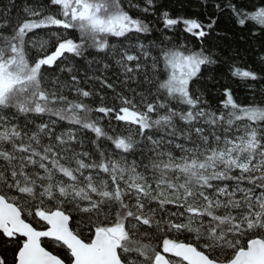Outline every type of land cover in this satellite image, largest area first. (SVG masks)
Here are the masks:
<instances>
[{
  "label": "snow or ice",
  "instance_id": "6c2138e0",
  "mask_svg": "<svg viewBox=\"0 0 264 264\" xmlns=\"http://www.w3.org/2000/svg\"><path fill=\"white\" fill-rule=\"evenodd\" d=\"M49 5L54 14L42 11ZM213 7L229 11L239 27L251 24L264 33V6L248 12L227 0ZM24 11L29 18L23 22L0 21V238L12 252V264H264V101L241 105L225 88L224 110H210L191 87L202 66L216 63L210 50L164 51L167 76L154 84L147 61L151 58V71L159 61L143 43L136 51H117L110 44L109 37L150 32L121 0H38ZM217 22L164 13L165 27L183 23L198 38L214 31ZM46 28L75 30L80 38L53 32L40 39V54L30 56L29 34ZM66 53L82 58L92 74L81 77L76 64L64 63ZM114 66L122 74L119 92L108 78ZM45 68L53 69L47 79ZM232 75L262 79L247 69L234 68ZM93 81L112 90L113 106ZM144 85L150 86L147 93L137 91ZM93 96L102 106L89 105ZM93 112L136 125L148 143L131 134L108 136ZM45 115L112 141L124 159L100 151L99 162L92 161L88 151H77L83 142L74 129L58 135L55 120L16 122ZM137 149L141 159L129 161ZM72 212L79 214L75 221ZM184 233L194 234L193 242L181 239ZM45 239L64 248L65 258L47 250ZM0 264H9L6 252L0 253Z\"/></svg>",
  "mask_w": 264,
  "mask_h": 264
},
{
  "label": "rangeland",
  "instance_id": "374dc122",
  "mask_svg": "<svg viewBox=\"0 0 264 264\" xmlns=\"http://www.w3.org/2000/svg\"><path fill=\"white\" fill-rule=\"evenodd\" d=\"M129 3L131 6V11L135 15H145L146 12L143 11L145 7H147L149 10L148 13H154L157 14V17L159 18L158 22L155 23V28L152 32H149L147 34H137L132 33L130 34V38H117V37H109L110 44L114 45L117 51L122 50H131L136 51L135 45L137 43H143L146 48L149 49L151 52V57H155L158 60L157 55L155 54V48L156 46L160 45L161 47L168 48V49H179L182 51H187L190 48L194 47L195 45L199 44L202 46V48L205 51H211V54L215 55L216 57L222 59V60H229L232 61L235 64H244L246 66H249L248 59L245 56L237 55L236 53L230 52L227 48V46L224 43H220L218 39H216L215 34L211 32L208 36L204 38H198L191 36L187 33L184 29H182V26L180 23H178L175 26H172L171 28H167L164 25V13H168V16L170 18L180 19L182 17L183 19H197L201 20L202 15L199 13L198 6L195 2L189 1V0H173L176 5L183 4L181 6V11L178 9H172L171 7H168L165 3L166 0H153L152 5L147 4V0H125ZM251 5H257L260 1L263 2L264 0H247ZM43 2L46 3V0H43ZM43 2L41 4H43ZM36 4H30L27 2H23L21 7L10 6V7H0V21L7 20L10 24L15 25L17 23L23 22L25 19L29 18L27 17V14L25 13L24 9L29 6H35ZM136 5V6H133ZM179 7V6H178ZM42 11L48 13V14H54L56 9L52 6L45 7ZM199 13V14H198ZM182 15V16H181ZM53 32L62 34L66 38H72L73 33L70 30H64V29H57V28H46V29H38L36 30V33L38 35H33L32 33L29 34L30 37H32L31 43L29 44V48L31 51L29 52L30 56H37L40 53L37 52V47L40 42V39H47ZM35 45V46H34ZM54 50V45L49 47V52ZM87 55V54H86ZM67 60L64 61L67 65L76 64L80 68V76L83 77L85 75V72L87 71V64L83 59H76L73 58L70 54H65ZM93 56H96L97 58H104V56L100 54H93ZM93 56H88V60H92ZM118 58V57H117ZM159 61V60H158ZM142 63L143 60L141 61ZM152 61L151 58L147 61L148 66L150 67ZM88 75H91V71H87ZM98 74V73H97ZM163 76V72L157 71L155 72L156 78H161ZM109 81L113 84L120 86L122 89L124 86L120 83V80L122 79V74L118 70V66H114V69L112 72L108 74ZM199 79L205 80L207 83H213L216 82L218 84H228L229 81L223 77V75L219 74L215 69L210 68L209 66H202L201 73L198 77ZM92 84L95 85V90L100 91L101 95H106L108 97L106 103H108L109 106L112 105V90L109 89H102L100 88L99 84L96 82H92ZM92 84H83L84 87H91ZM133 87H136V85H133ZM150 86L144 85L143 88H138L137 91H143L147 93V90ZM152 93L155 94L153 91V87L151 86ZM261 91H264V86L257 87L253 91L248 92L244 96H240V99L238 102L240 104L243 103H255L258 102V98L261 95ZM128 95H131V93H128ZM70 99H74V96L69 97ZM149 100L154 99L153 96L148 97ZM89 105L93 108L102 106L100 98L98 96H93L89 101H87ZM179 110V105L176 106ZM142 110V106H141ZM211 110V109H210ZM212 111H217L212 109ZM94 118L99 124V126L108 134L112 136H126V135H133L136 140H138L141 144L148 143L143 137H140L137 135V126L136 125H129L121 121H117L114 119L113 115L105 117L102 113H96L93 112ZM156 114H153V117L155 118ZM36 120L37 123H39L41 120L44 122H50V120H54L48 117H24L20 116L16 122H24L25 120ZM56 121V120H55ZM57 134L59 135L61 132L67 131L68 128L74 129L78 140L83 142V148H77V151H88L90 153V159L92 161L99 162V156H97L95 153V150L91 149L88 144H90L91 137L89 133L81 128H78L76 126H70V125H64L56 121V124L54 125ZM148 135H152V132H149ZM100 145L99 150L103 151L106 156L111 157L112 159L116 160H123L124 154L121 151H117L112 149L108 145V143L101 139L98 143ZM87 146V147H86ZM85 147V148H84ZM129 161L136 159L139 161L141 157L139 156V153L136 154L135 157L128 156L127 157ZM93 171V170H89ZM93 174L95 175V172L93 171ZM101 175H103L101 173ZM203 201H198V206L202 205ZM170 210H176L179 211V209H175L174 206L169 205L168 206ZM66 208L70 209L69 205H66ZM74 213V212H72ZM76 213V212H75ZM26 220L33 223L36 227H41L39 224L35 223L30 217L25 216ZM75 221V219H74ZM75 228V222L72 225ZM185 236H190L194 238V234L184 233L181 235V239H184ZM142 240L144 243H152L153 246L156 245V240H149L148 238H143ZM0 244L4 243V239L0 238Z\"/></svg>",
  "mask_w": 264,
  "mask_h": 264
},
{
  "label": "trees",
  "instance_id": "16d2710c",
  "mask_svg": "<svg viewBox=\"0 0 264 264\" xmlns=\"http://www.w3.org/2000/svg\"><path fill=\"white\" fill-rule=\"evenodd\" d=\"M189 1L195 2L197 4L199 13L203 16L201 20H197V19L194 20H197L201 23H207L209 17L218 18L217 26L215 30L212 31L215 34L216 39H218L220 43H224L230 52L236 53L237 55L240 56H245L248 59V64H249V66H246L241 63L235 64L232 61L230 62L229 60H222L212 54L213 58L216 60V63L208 66L210 68L215 69V71H217L219 74L223 75V77L226 78L229 81V83L228 84H218L216 82L207 83L205 80L198 78L193 82L191 86L192 91L196 95L201 96V98L207 102L206 106L211 110L212 109L224 110L222 108V101L225 100V95H224L225 88L231 90L234 100L238 104H240L238 102L240 96L246 95L248 92L253 91L257 87L264 86V62H262V58H264V33H261L258 28L252 29L251 24L245 26L244 28L239 27L232 19L231 13L229 11L225 10L221 13L220 11H218L213 7V5L217 3L223 6L227 2V0H189ZM23 2H27L30 4H37L38 0H0V7L5 8L15 5H17V7H21ZM42 2L43 0H39V3ZM165 3L168 7H171L172 9H176V10L178 9L179 11H181V6H183V4L176 5V3L173 0H166ZM231 3H234L238 9L247 10L248 12H251L254 9H259L260 7L264 6L262 1L257 3V5H251L247 0H231ZM121 4L124 7V9L129 13V15H131L134 19H140L144 23L148 24L150 28V32L154 30L156 26L155 23L158 22L159 20L157 14L146 12L145 15L144 14L135 15L132 13L131 6L127 1L121 0ZM250 29H252V31H250ZM70 31L73 33V37L71 39L79 40L80 38L79 32L75 30H70ZM166 50L169 49L161 47L160 45L156 46L155 48V54L157 55L159 60L158 67L156 68L155 71H151L149 67V71H148V75L153 78L154 84L155 81L157 80L166 79L167 71L165 70L164 61L162 58V53ZM171 50H176V48ZM200 50H204V49L202 48L201 45L197 44L194 47L184 52L185 54H191V53L199 52ZM89 51H92L93 54H100L102 56L105 55L104 53H95V51L91 49ZM76 59H82V58H76ZM234 68H239L242 70L247 69L256 72L259 76L262 77V79L258 81H249V80L237 78L232 75V71ZM160 70L163 72V76L161 78L160 77L156 78L155 72ZM42 71L46 73V79L48 76H51L53 74V69L45 68L42 69ZM154 84L152 87H153V91L155 92L156 89ZM116 85H117L116 91L117 92L121 91V88L118 85V83H116ZM261 101H264V91H261V95L258 98V102L243 103L241 105L260 104ZM179 107L181 108L183 106L179 105ZM91 115L92 118L95 119L93 113ZM44 117L54 119L64 125L76 126L80 128L78 125L69 124L67 121H60L57 117H49L47 115H45ZM85 131H87L91 137L90 144H88L87 146L95 150L96 152L95 154L99 156L100 150L97 147V145L99 141L103 138L97 140L95 133H92L91 131L88 130ZM106 134L108 136H112L108 133ZM113 137H118V136H113ZM104 140L108 143L110 147H112V149L120 151L118 149H115V146L112 143V141L106 139ZM93 141H96V143H93ZM137 153H139V149H137ZM136 154L129 156L135 157ZM72 215L74 219H77L79 217V214L75 212L72 213ZM187 238H188L187 242L189 243L193 242L192 237L187 236ZM14 246L15 245H12V247ZM44 246L46 247L47 250L53 252V254L58 255L61 258H65L66 250L64 248L57 246L52 241L45 239ZM5 252L8 256L9 264H12V252L10 251V249H8V246L5 245V243H2V245L0 244V253H5Z\"/></svg>",
  "mask_w": 264,
  "mask_h": 264
},
{
  "label": "flooded vegetation",
  "instance_id": "af4514ba",
  "mask_svg": "<svg viewBox=\"0 0 264 264\" xmlns=\"http://www.w3.org/2000/svg\"><path fill=\"white\" fill-rule=\"evenodd\" d=\"M193 19V18H192ZM192 19H190V20H192ZM181 20H182V17H181ZM181 24V23H180ZM181 26H182V29H184L185 30V26H184V24L182 23L181 24ZM188 33V32H187ZM188 34H190L191 36H193V37H196V36H194L193 34H191V33H188ZM54 51V50H53Z\"/></svg>",
  "mask_w": 264,
  "mask_h": 264
},
{
  "label": "water",
  "instance_id": "95a60500",
  "mask_svg": "<svg viewBox=\"0 0 264 264\" xmlns=\"http://www.w3.org/2000/svg\"><path fill=\"white\" fill-rule=\"evenodd\" d=\"M29 222V221H28ZM34 226V225H33ZM34 227H36V226H34ZM38 229L40 228V227H37ZM67 264V263H66Z\"/></svg>",
  "mask_w": 264,
  "mask_h": 264
}]
</instances>
